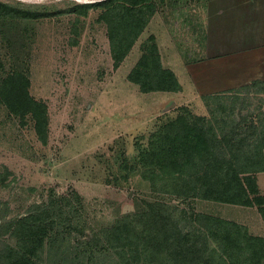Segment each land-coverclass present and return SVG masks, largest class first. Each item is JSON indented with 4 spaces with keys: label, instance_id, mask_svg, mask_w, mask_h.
Instances as JSON below:
<instances>
[{
    "label": "trees",
    "instance_id": "trees-1",
    "mask_svg": "<svg viewBox=\"0 0 264 264\" xmlns=\"http://www.w3.org/2000/svg\"><path fill=\"white\" fill-rule=\"evenodd\" d=\"M167 2L101 0L61 10L0 1V107L22 125L31 122L46 144L48 104L30 91L35 24L64 14L74 15L76 24L100 10L97 20L106 25L119 64ZM149 41L130 78L143 92L180 89L175 73L162 65L154 37ZM263 92L260 79L231 91L240 100L234 112L238 119H228L222 102L210 117L182 107L150 135L147 146H140L137 159L129 163L123 154L119 173L126 178L140 174L155 194H162L109 226L89 227L87 233L86 206L76 192L33 202L14 217H8L9 204L0 201V264H264V236L190 207L195 201L255 207L264 222V194L257 177L264 172V127L242 111L251 93Z\"/></svg>",
    "mask_w": 264,
    "mask_h": 264
},
{
    "label": "rangeland",
    "instance_id": "rangeland-1",
    "mask_svg": "<svg viewBox=\"0 0 264 264\" xmlns=\"http://www.w3.org/2000/svg\"><path fill=\"white\" fill-rule=\"evenodd\" d=\"M0 1L65 10L72 3L101 0ZM177 1L160 5L119 64L112 53L107 27L97 20L100 10H92L76 24L71 14L35 24L37 43L31 61L30 91L48 104L49 137L43 144L31 122L22 125L0 107V185H6L0 187V201L9 204L8 217L24 214L31 203L47 201L51 195L76 192L86 206L87 233L92 231L89 227L109 226L162 194H155L140 174L126 178L119 173L123 154L129 163L137 159L140 146H147L150 135L162 122L176 117L182 107H188L195 115L210 117L222 102L228 119H238L234 112L238 111L240 100L231 95L235 88L193 99L192 89H182L180 82L176 91L143 92L130 78L144 53L142 46L150 43L151 37L162 65L173 72L179 70L172 44L173 7ZM242 111L264 127V92L249 96ZM257 177L260 193L264 194V172ZM174 202L184 206L180 199ZM190 207L237 221L247 225L252 234L264 236V222L255 207L198 201Z\"/></svg>",
    "mask_w": 264,
    "mask_h": 264
},
{
    "label": "crops",
    "instance_id": "crops-1",
    "mask_svg": "<svg viewBox=\"0 0 264 264\" xmlns=\"http://www.w3.org/2000/svg\"><path fill=\"white\" fill-rule=\"evenodd\" d=\"M173 11L174 73L193 99L264 80V0H179Z\"/></svg>",
    "mask_w": 264,
    "mask_h": 264
}]
</instances>
